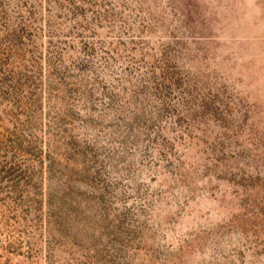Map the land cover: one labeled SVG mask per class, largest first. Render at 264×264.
I'll return each instance as SVG.
<instances>
[{
  "label": "rangeland",
  "instance_id": "1",
  "mask_svg": "<svg viewBox=\"0 0 264 264\" xmlns=\"http://www.w3.org/2000/svg\"><path fill=\"white\" fill-rule=\"evenodd\" d=\"M0 264H264V0H0Z\"/></svg>",
  "mask_w": 264,
  "mask_h": 264
}]
</instances>
